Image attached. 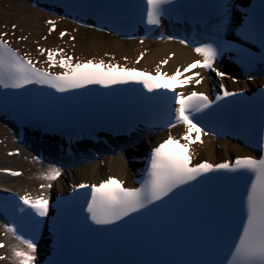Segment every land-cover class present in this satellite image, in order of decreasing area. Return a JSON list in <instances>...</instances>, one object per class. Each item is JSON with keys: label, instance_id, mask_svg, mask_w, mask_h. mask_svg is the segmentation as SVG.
Returning a JSON list of instances; mask_svg holds the SVG:
<instances>
[{"label": "snow or ice", "instance_id": "obj_1", "mask_svg": "<svg viewBox=\"0 0 264 264\" xmlns=\"http://www.w3.org/2000/svg\"><path fill=\"white\" fill-rule=\"evenodd\" d=\"M65 7L93 12L101 18H116L129 8L137 7L140 9L139 21L156 28L161 25L162 18L178 8L179 4L178 0H137L136 3L133 0H67ZM261 9L259 22L249 15L239 35L245 41H258L264 47V3ZM220 10L213 35L200 41L194 48L202 60L189 64L185 72L204 68L223 80L227 73L215 65L218 57L227 50H236L246 68L250 69L257 63V57L244 49H234L225 40L224 32L229 24L226 2L220 5ZM47 23L55 31L56 21L49 20ZM66 35L65 32L60 33L61 37ZM7 36V32L0 33V88L23 89L27 93L28 86L40 85L54 89L56 93L75 95V90L88 89L91 85L112 88L113 92L116 91L113 86L128 85L134 88L141 85L146 93L140 92L138 103L145 105L161 99L166 101L167 92L161 90H171L175 93L171 97L175 107L167 113L166 126L175 128L177 124H182L185 127L180 139L169 135L151 150L145 176L138 187H125L121 180L112 176L99 184L73 185V192L77 195L68 200L75 202L77 211L70 218L64 216L60 201H57L53 228L58 241L62 246L76 250L81 257L62 264H264V155L259 158L237 156L234 161L219 163L203 160L193 164L190 151L191 145L197 141L203 144L201 133L217 134L211 128L205 131L199 125L202 119L214 117L218 111L229 119L235 131L246 134L250 147H259L264 151V94L259 100L255 97H249L246 101L237 100L234 98L243 97V93L229 91L221 83L219 88L222 94H216L214 99L197 91L185 95L175 92L172 84L162 79L167 74H162L159 67L156 68V75H152L119 63H106L103 59L74 62L72 56L62 55V49L41 48L40 54H47L45 63L48 67L40 68L27 54L22 55L14 49L5 39ZM21 39L27 40V36ZM180 43L189 42L181 39ZM140 58L143 59V53ZM259 60L264 62V56ZM161 63L167 64L168 61ZM56 67L62 71L51 70ZM180 74L177 69L169 79L176 80ZM252 78L249 76V79ZM180 83L183 86L193 81L186 78ZM194 83L200 84L201 80L196 79ZM36 91L51 97L49 102L65 99L44 93L42 88ZM7 94L4 93L5 96ZM221 101L224 103L221 104ZM196 113L201 115L197 117L194 115ZM193 133H196L195 138ZM10 174L21 175L15 171ZM60 175V168L50 167L43 178L55 181ZM41 187L50 189L52 184ZM78 189L90 191L80 194ZM19 201L22 205L15 204L14 209H18L21 224L5 225V235L11 233L19 241L12 248L11 258L15 264H36V236L42 223L40 218L49 216V197H32L26 193L19 196ZM23 225L31 228L30 237L22 233ZM131 236L172 258H90L97 246L110 247ZM4 247V243L0 242V248ZM5 259L7 257L0 256V260Z\"/></svg>", "mask_w": 264, "mask_h": 264}, {"label": "bare ground", "instance_id": "obj_2", "mask_svg": "<svg viewBox=\"0 0 264 264\" xmlns=\"http://www.w3.org/2000/svg\"><path fill=\"white\" fill-rule=\"evenodd\" d=\"M4 3H9V6L4 7ZM42 16L35 10L26 8L19 3L18 0H0V19H4L1 24H6L11 26L12 23L17 24L18 29L23 28L25 31H31L30 38L39 39V34L45 31V26L42 20ZM10 20H13L10 23ZM0 24V27H1ZM49 40L56 41L55 36L48 37ZM77 47L76 51L78 53H84L91 57L94 55H103L104 53H116L119 56H134L140 51V46L135 42H124L119 41L114 38H110L107 35L101 33H89L82 31L77 35ZM151 48V51L144 57L141 62L142 66H148L156 64L158 59H163L167 56L169 50L176 52L173 59L170 60V66L176 67L179 64H183L186 60L184 57L189 56L191 51L185 46H181L179 43L175 42H152L146 47ZM246 84L242 85L245 86ZM4 135L0 129V139ZM223 151H217L213 142L205 143L204 154L207 158L215 160L221 156H230V152L237 148L235 143L228 141L223 142ZM140 147L138 148V150ZM131 151H138L136 149H130ZM110 155L107 158V164L102 167L97 162L87 163L83 166H76L69 170L66 175L61 176L55 182L56 190H59L61 185H65L66 181L79 182L82 180L99 181L101 178L106 177L108 174H114L116 176H121L122 178H127L129 171L131 170V163L128 161L131 158L130 155ZM218 154L220 157H218ZM0 164L7 165L13 168H23L25 173L19 178H10L4 175H0V185L5 189H18V188H37L39 183H47L49 181L43 180L41 177H35L33 171H38L37 168L22 158L13 156L9 157L5 154L4 144H0ZM29 167L32 170L29 171ZM76 171L75 169H79ZM34 169V170H33ZM14 243V242H13ZM9 243L6 250L12 255V248L15 244ZM11 261H0V264H11Z\"/></svg>", "mask_w": 264, "mask_h": 264}, {"label": "rangeland", "instance_id": "obj_3", "mask_svg": "<svg viewBox=\"0 0 264 264\" xmlns=\"http://www.w3.org/2000/svg\"><path fill=\"white\" fill-rule=\"evenodd\" d=\"M6 5H7V4H5V6H6ZM2 21H4V20H1V19H0V23H1Z\"/></svg>", "mask_w": 264, "mask_h": 264}]
</instances>
